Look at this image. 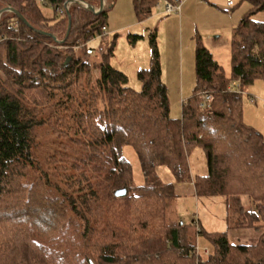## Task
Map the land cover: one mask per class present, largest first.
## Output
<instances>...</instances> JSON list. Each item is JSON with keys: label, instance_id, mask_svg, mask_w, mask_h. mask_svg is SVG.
I'll return each mask as SVG.
<instances>
[{"label": "trees", "instance_id": "1", "mask_svg": "<svg viewBox=\"0 0 264 264\" xmlns=\"http://www.w3.org/2000/svg\"><path fill=\"white\" fill-rule=\"evenodd\" d=\"M68 1L0 0V12L13 8L31 25L0 16V264H264V231L255 245L199 223L192 235L170 214L175 186L157 173L167 167L198 198L222 197L229 230H264V133L243 119L246 87L264 79V21L255 20L264 0H239L252 9L232 33L230 77L197 42L196 84L180 119L170 116L155 34L136 91L109 62L114 45H90L104 36L108 9L95 14L81 3L99 9L101 0H78L66 11ZM158 1L134 0L138 19ZM205 95L211 101L201 108ZM41 130L49 135L42 142ZM124 146L137 153L142 186ZM197 148L205 174H192ZM120 189L125 196L115 195ZM199 237L213 246L206 259Z\"/></svg>", "mask_w": 264, "mask_h": 264}, {"label": "rangeland", "instance_id": "2", "mask_svg": "<svg viewBox=\"0 0 264 264\" xmlns=\"http://www.w3.org/2000/svg\"><path fill=\"white\" fill-rule=\"evenodd\" d=\"M159 3V2H158ZM163 5V3H160ZM133 8V0H116L113 9L106 3L105 8L108 9L107 15V33L103 37H97L90 45L94 49H98L100 46L104 48L105 52H108V48L114 45L113 55L110 56V64L119 70L122 69L128 77V86L136 91L140 90L141 83L137 77L136 63H143L145 54L148 55L147 51H150V40L151 34H156V27L152 29H146L148 25L145 22L140 23L136 19V16L131 14V21L127 16L129 7ZM43 13L51 18L54 16L51 8H42ZM98 10V9H96ZM174 15V14H173ZM264 21V13H260L255 16V20ZM137 20V21H136ZM136 23L135 25H132ZM156 34V41L158 42V48L160 50L161 58L162 54L170 58L172 56V46L168 48L165 38L167 35ZM163 37V38H162ZM210 45V47H208ZM210 52V48L218 47L214 49L213 54L218 58L219 63L225 71V75L230 77L231 63H230V44L225 36H222L219 40H209L204 45ZM146 52V53H145ZM145 53V54H144ZM194 57V55H193ZM192 57V71L195 74V62ZM150 59H148V62ZM183 62V61H182ZM168 67L169 63L164 64ZM187 59H185L184 67L186 74L184 76V83L187 86ZM95 73V72H93ZM192 73V74H193ZM196 76V74H195ZM196 78V77H195ZM163 80V79H162ZM164 82V81H163ZM196 82V79H195ZM190 83L188 89L184 88L185 91L195 87ZM233 85V83H232ZM193 86V87H192ZM236 92H240V86L236 82L234 87ZM187 94V93H186ZM168 96L170 101V116L172 118L180 119L182 117L183 105L181 103V97L179 88L175 85H169ZM243 119L246 124L255 128L259 132L264 133V79L255 80L250 86L246 87L243 93ZM48 134L42 130L39 132L38 139L42 142L43 139L48 138ZM42 145V144H41ZM48 146V145H46ZM44 148V147H43ZM48 149H50L48 147ZM42 150V149H40ZM123 155L129 161L132 168V178L135 186H142L145 183L144 174L141 169V165L137 156L136 151L132 146H124L122 148ZM190 165L192 174H205L207 171L206 158L200 149H194L190 155ZM158 176L164 184H173L175 186L177 199L173 203L170 209L171 216L179 219L185 225H188L189 231L194 235L199 223L208 233H225L228 230L226 221V206L222 197H204L198 198L195 195L193 185L188 183H178L175 177L167 167H158ZM247 203H244L247 207H253L255 209L252 200L248 197ZM251 229L261 233L259 239L256 241L257 244L262 237L264 230H255L253 228H242ZM242 229H230V230H242ZM253 244V245H255ZM241 245V244H237ZM206 251L208 253H206ZM213 246L210 241L205 237H199L197 239V254L201 259H206L209 254H213ZM157 258V256H156Z\"/></svg>", "mask_w": 264, "mask_h": 264}, {"label": "crops", "instance_id": "3", "mask_svg": "<svg viewBox=\"0 0 264 264\" xmlns=\"http://www.w3.org/2000/svg\"><path fill=\"white\" fill-rule=\"evenodd\" d=\"M167 1L169 0H159V3L157 2L152 11V14L145 20L140 21L136 15L133 0V8L131 6L129 7L127 16L131 21V14L133 16L135 14L136 19L139 20L140 23L145 22V24L148 25L146 29L156 27V34L159 35V38L161 35L168 36V38H165L166 44L168 48L172 46L173 49L170 58H167L165 54H162L163 56L161 58L158 42L156 41L161 62L162 79L167 89L169 85H175L176 88H179L181 103L184 104L193 95L195 87L192 91H185L184 88L188 89L190 83H194L193 86L196 84L191 61L194 55L193 59L195 62L197 42L200 41L203 45H206V42L208 43L209 40H219L222 36H225L230 44L233 30L240 24L241 20L249 10L252 9V5L248 1L239 3V0H235L236 6L234 8H228L225 0H183L180 6V11L174 15H169L166 13ZM115 2L116 0H104L105 6L106 3H108L111 9H113ZM161 2L163 5L160 4ZM135 24L136 23H133L132 21V25ZM150 34L152 36L155 33ZM208 47H210V45H208ZM214 49H218V47H212L210 50H212L211 53L214 59L219 63L215 53L213 54V51H215ZM229 49L231 61V47ZM147 53L148 55L145 54L143 63H136V69L138 71L149 68L151 61V47L150 51H147ZM148 59H150L149 62ZM185 59H187L188 64L187 86H185L184 83V76L186 74V69L184 67ZM167 61L169 63L168 67L164 65ZM119 71L124 73L120 68ZM242 199L244 203H247L246 196ZM227 234L230 242L233 244L253 245L259 239L261 233L251 229H228Z\"/></svg>", "mask_w": 264, "mask_h": 264}, {"label": "built area", "instance_id": "4", "mask_svg": "<svg viewBox=\"0 0 264 264\" xmlns=\"http://www.w3.org/2000/svg\"><path fill=\"white\" fill-rule=\"evenodd\" d=\"M39 1L41 3H45L46 0H39ZM182 1L183 0H173L172 2L167 1L166 2V13L169 14V15L178 13L180 11V6H181ZM78 2H79L78 0L68 1V2H66L64 4V9L66 11H68L70 5H72L73 3H78ZM225 3H226V6L228 8H233L236 5V1L235 0H225ZM81 4L84 7L88 8V5L87 4H84V3H81ZM56 10H57L58 13H61L62 12L61 8H59V7H56ZM106 33H107V28H103V34L106 35ZM87 53L88 54H92L93 53V50L90 48V49L87 50ZM210 101H211L210 96L205 95L203 97V102L201 104V108H207V106L210 103ZM206 253H208V252L206 251Z\"/></svg>", "mask_w": 264, "mask_h": 264}, {"label": "water", "instance_id": "5", "mask_svg": "<svg viewBox=\"0 0 264 264\" xmlns=\"http://www.w3.org/2000/svg\"><path fill=\"white\" fill-rule=\"evenodd\" d=\"M88 5V4H87ZM104 6H105V3H104V0H101V3H100V8L98 10H96L93 6L91 5H88V8L95 14H99L101 13L103 10H104ZM6 11H9V12H12L14 13L15 15H17V17L24 23L26 24L27 26L31 27V25L28 23V21L18 12L16 11L15 9L13 8H6L4 10H2L0 12V16L3 12H6ZM71 28V23L69 24V30ZM69 30H68V34H69ZM45 34V33H43ZM127 193L126 189H120V190H117L115 192V195L118 196V197H122V196H125Z\"/></svg>", "mask_w": 264, "mask_h": 264}]
</instances>
